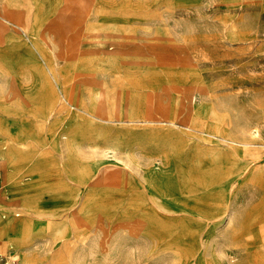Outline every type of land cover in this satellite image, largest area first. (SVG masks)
I'll list each match as a JSON object with an SVG mask.
<instances>
[{"label": "rangeland", "instance_id": "obj_1", "mask_svg": "<svg viewBox=\"0 0 264 264\" xmlns=\"http://www.w3.org/2000/svg\"><path fill=\"white\" fill-rule=\"evenodd\" d=\"M0 264H264V0H0Z\"/></svg>", "mask_w": 264, "mask_h": 264}, {"label": "bare ground", "instance_id": "obj_2", "mask_svg": "<svg viewBox=\"0 0 264 264\" xmlns=\"http://www.w3.org/2000/svg\"><path fill=\"white\" fill-rule=\"evenodd\" d=\"M79 108H80V107H79ZM260 166H261V165H260ZM257 173H258V172H257ZM88 174H89V173H88ZM255 178H256V177H255ZM29 200H30V199H29ZM136 206H137V205H136ZM136 206H134V207H136ZM30 207H33V206L30 205ZM142 214H143V213H142ZM142 214H141V215H142ZM144 215H145V214H144ZM145 217H146V216H145ZM145 217L143 216V218H145ZM149 217H150V215H149ZM148 220H149V219H148ZM149 222H150V220H149ZM150 223H151V222H150ZM156 225H157V224H156ZM153 226H154V224H153ZM161 227H162V226H161ZM154 228H155V227H154ZM157 228H158V225H157ZM163 228H164V226H163ZM163 228H162V229H163ZM160 229H161V228H160ZM156 230H158V229H156ZM159 233H160V232H159Z\"/></svg>", "mask_w": 264, "mask_h": 264}]
</instances>
